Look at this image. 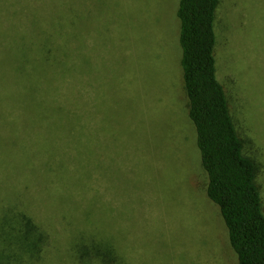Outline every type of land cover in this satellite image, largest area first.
Here are the masks:
<instances>
[{
    "label": "rangeland",
    "instance_id": "1",
    "mask_svg": "<svg viewBox=\"0 0 264 264\" xmlns=\"http://www.w3.org/2000/svg\"><path fill=\"white\" fill-rule=\"evenodd\" d=\"M19 1L22 9L27 3ZM178 1L73 0L70 14L80 24L73 23L72 58L79 59L84 48L93 73L87 76L86 88H80L86 80H78L76 90L65 96L76 107L86 108L87 122L80 123L86 132L83 125L72 128L66 116H51L48 108H27L13 117L11 105L0 102V137L8 143L34 140L46 156L51 147L61 149V144L85 133L87 143L65 157L72 166L63 180L56 168L35 174L23 172L25 165L17 170L0 167V198L3 206H16L54 233H69L68 237L108 233L112 224L123 227L134 220L133 226L111 232L126 233L121 235L128 240L126 247L140 243L142 250L150 233L171 235L173 247L188 246L168 257L157 256L153 263L137 259L138 264H238L227 246L218 208L203 192L198 198L188 181L189 173L199 172L200 152L198 148L195 152L194 126L181 82ZM31 12V8L23 10ZM2 29L1 35H9L6 28L0 33ZM80 29L84 31L79 36ZM216 29L218 76L227 88L239 133L249 141L246 152L261 163L258 182L264 197V0H221ZM112 152L114 158L130 163L125 169L133 177L128 182L135 187L131 192L135 199L124 194V206L121 194L115 197L117 189L105 188L109 175L90 165ZM48 176L50 181L43 180ZM121 178L125 182L124 173ZM36 192L41 195L37 200ZM59 193H63L60 199ZM197 233L222 237L190 248ZM158 240L166 247L160 235ZM136 251L139 258L137 247ZM48 255L40 264H63L52 262L54 250Z\"/></svg>",
    "mask_w": 264,
    "mask_h": 264
},
{
    "label": "trees",
    "instance_id": "2",
    "mask_svg": "<svg viewBox=\"0 0 264 264\" xmlns=\"http://www.w3.org/2000/svg\"><path fill=\"white\" fill-rule=\"evenodd\" d=\"M25 1L27 4L20 9L19 0H15V4L0 0V14L11 12L10 15L5 12L0 18V28L9 30V35H1L3 29L0 33V75L7 78L0 80V102L11 105L13 117L25 113L27 108H48L51 116H66L73 122L72 128L83 125L81 127L86 132L87 127L80 124L87 122L86 108L76 107L68 95L65 96L72 89L76 90L78 80H86L80 87L86 88L87 76L92 72L84 48L79 59L72 58L74 41L71 37L76 30L73 26L77 22L80 24V19L74 21L73 13L70 14L73 0ZM220 5L221 0H179L177 5L178 37L182 49L181 82L186 93L188 115L194 126L195 152L197 148L200 152L199 172L189 173L188 181L191 180V186L198 191V198L203 192L206 199L218 208L227 246L238 264H264V197L258 182L261 163L246 152L249 141L239 133L227 88L218 76L216 23ZM27 8L33 12L23 13ZM83 31L80 29L79 36ZM79 137L61 144V149L51 147L48 156L41 153L40 150L44 149L35 145L34 140L8 143L0 137V167L2 170H17L18 166L25 165L23 172L35 174H42L48 167L56 168L58 178L63 180V175L69 174L72 166L65 157L87 143L83 140L86 133ZM143 146L146 147L145 142ZM114 154L102 155L99 164L96 157L95 163L90 165L100 167L109 175L105 188L117 189L115 197L121 194L120 204L124 206L123 195L134 200L131 192L135 187L128 182L133 177L129 176L131 171L125 169L126 163L121 158H114ZM36 160L41 161L37 163ZM50 176L43 180L50 181ZM71 188L69 185L66 189ZM62 195L59 193L58 198ZM40 196L36 192L35 200ZM1 201L2 198L0 264H40L50 258L48 254L53 250L52 262L63 264H138L137 259L153 263L157 256L167 254L168 257L176 251L188 249L179 243L176 247L170 245L171 235L167 238V233L159 234L166 247H161L156 233L144 238L142 250L138 246L140 243L126 247L128 240L121 235L127 234L111 232L133 226L134 220L123 227L112 224L108 233H70L68 237L69 233H54L52 228H46L26 211L16 206H3ZM175 234L184 236V233ZM219 234L197 233L189 247L197 242L220 239L222 235L219 237ZM136 247L140 250L139 258Z\"/></svg>",
    "mask_w": 264,
    "mask_h": 264
}]
</instances>
